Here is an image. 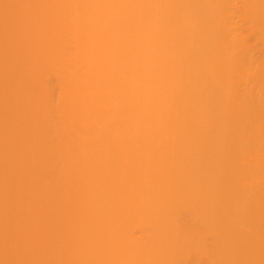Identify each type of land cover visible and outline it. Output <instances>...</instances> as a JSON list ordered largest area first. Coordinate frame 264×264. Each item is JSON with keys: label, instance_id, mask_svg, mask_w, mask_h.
<instances>
[{"label": "bare ground", "instance_id": "1", "mask_svg": "<svg viewBox=\"0 0 264 264\" xmlns=\"http://www.w3.org/2000/svg\"><path fill=\"white\" fill-rule=\"evenodd\" d=\"M0 13V264H264V0Z\"/></svg>", "mask_w": 264, "mask_h": 264}, {"label": "rangeland", "instance_id": "2", "mask_svg": "<svg viewBox=\"0 0 264 264\" xmlns=\"http://www.w3.org/2000/svg\"><path fill=\"white\" fill-rule=\"evenodd\" d=\"M3 1L4 0H0V8L2 7V3H3ZM233 7H235V3L233 4ZM5 15L6 14H3V13H0V35L3 33V32H9V31H14V25L13 24H7V22H6V18H4L5 17ZM3 18H4V20H3ZM3 20V21H2ZM236 20L238 21V23L240 24V25H242V27L243 28H247V25H246V23H245V21H244V19H243V21H241L240 19H239V17L238 16H236ZM9 21V20H8ZM164 24L166 25L167 24V20H165L164 21ZM132 26V28L134 27V25L132 24L131 25ZM13 28V30H12V28ZM203 36L204 37H206V36H208V33L206 32H204L203 33ZM252 46H253V50H254V53H255V55L256 56H259L261 53H262V56L264 57V49H262L259 45H257V44H252ZM177 50H174V52H173V58L171 59V60H169V61H167V62H165V63H163V65L161 66V68L163 69L162 71L163 72H165V73H169V72H171L172 70H174L175 68H180V67H182L184 64H185V61L184 60H182V59H180V58H178V56H177V52L179 51V50H185L187 53H189L191 50H190V48L188 47V46H184V45H180V46H178L177 48H176ZM20 58V57H19ZM25 58V57H24ZM18 59V58H17ZM17 59H15L14 60V65H16V66H20V65H22V67H25L26 66V63H25V61H23L22 60V62L20 63V61L18 60L17 62H16V60ZM24 60H26V59H24ZM256 60V59H255ZM257 62H258V60H256ZM93 65L95 66H97L98 64L95 62V63H93ZM21 67V66H20ZM100 67H101V71H102V73L104 74V75H106L107 73H109L108 71H107V68H105V67H103V66H101L100 65ZM19 69V68H18ZM15 71H16V69L14 70V73H15ZM186 73L184 74L185 76H183L182 78H180L179 79V81H181V82H183L184 80H185V77H192V78H194V83L198 86L199 84H201L202 83V79L196 74V70H195V68H192V67H190V68H188L186 71H185ZM18 74H14V75H12L13 76V78L14 77H16V78H14L15 80H14V82H13V87L15 88V90H17V88H19L18 90H20V89H22L23 87H24V85H25V83H26V80H27V78H22L20 75H18ZM240 118H241V116H240ZM239 125V122H236L235 124H234V126H238ZM216 155H217V153L215 152L214 154H213V156L211 157V159H210V161L208 162L209 163V165H212V164H215V163H220V162H222V158L221 159H217V160H215V158H216ZM244 157L242 156V155H239L238 157H237V160H242ZM5 163H3V162H1L0 161V185H1V179H2V175H4V169H6L5 167ZM4 188H3V190H0L1 191V193H0V205H2L3 203H1L2 201L4 202L5 200H6V198H8V197H10L11 199H12V201H11V203H8L9 204V206L12 204V203H14V200H15V203L17 202L16 201V199L19 197V195H18V193H16V194H13V195H11V194H8V192H7V190H5V186H3ZM14 193H15V191H14ZM18 195V197H16V196ZM16 197V198H15ZM18 204V203H17ZM5 206V207H4ZM6 206H8V205H2V207L4 208H2L1 206V208L0 209H3V210H5V209H7V207ZM237 247H240L239 246V244L236 246V248ZM250 259V252H245V256L244 257H242V259L240 260V262H242V263H244V262H247L248 260ZM17 264H19V262H16Z\"/></svg>", "mask_w": 264, "mask_h": 264}]
</instances>
